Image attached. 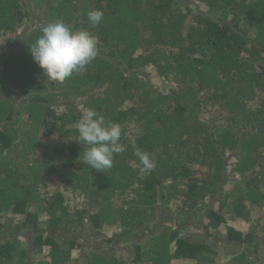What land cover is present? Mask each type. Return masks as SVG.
I'll list each match as a JSON object with an SVG mask.
<instances>
[{
    "label": "trees",
    "instance_id": "trees-1",
    "mask_svg": "<svg viewBox=\"0 0 264 264\" xmlns=\"http://www.w3.org/2000/svg\"><path fill=\"white\" fill-rule=\"evenodd\" d=\"M54 21L99 41L63 83L30 54ZM88 109L121 127L125 151L103 172L78 139ZM137 148L154 163L143 174ZM262 209L264 0H0V264H250L262 220L247 233L227 220Z\"/></svg>",
    "mask_w": 264,
    "mask_h": 264
},
{
    "label": "clouds",
    "instance_id": "clouds-1",
    "mask_svg": "<svg viewBox=\"0 0 264 264\" xmlns=\"http://www.w3.org/2000/svg\"><path fill=\"white\" fill-rule=\"evenodd\" d=\"M87 16L92 25H98L104 19V12L90 10ZM41 32L30 54L47 82L63 83L73 74L84 71L98 56V38L87 30L73 31L63 21H54L47 23ZM76 129L78 139L88 146L84 151V162L91 169L103 172L111 168L114 155L125 151L119 142L120 125L106 122L94 109H88L81 115ZM134 154L142 165L141 174L153 169L154 163L148 153L137 148ZM251 260L256 261L255 257Z\"/></svg>",
    "mask_w": 264,
    "mask_h": 264
},
{
    "label": "rangeland",
    "instance_id": "rangeland-1",
    "mask_svg": "<svg viewBox=\"0 0 264 264\" xmlns=\"http://www.w3.org/2000/svg\"><path fill=\"white\" fill-rule=\"evenodd\" d=\"M31 24L32 25H37V26H39V25H41L40 24V22L36 19L35 20V16L33 15V18L31 19ZM151 73V72H150ZM152 82L154 83V84H159L158 83V79L155 77V75L153 76V78H152ZM162 86H163V90L164 89H166L167 88V85H169V84H166V83H162L161 84ZM166 91V90H165ZM249 105L251 106V108H254L255 106H257V105H255V102L254 101H250L249 102ZM204 112H206V113H211L210 114V116H212V117H214V118H218V119H220L219 121H222V123H224V118H225V115H224V113H222L221 111H219V110H217V109H209V110H204ZM218 121V122H219ZM220 123V122H219ZM235 162H236V158L235 157H233L232 155L230 156V157H228V166L230 167L229 168V176L231 177V179H236V180H238L239 178H240V176L236 173V172H234V165H235ZM226 189L228 190V191H232L233 190V187L232 186H230V185H228L227 187H226ZM79 196V194L78 193H75V194H71V193H69V194H67V197L68 198H70L71 199V205H73L74 203H75V201H76V197H78ZM157 216V215H156ZM159 218H157L156 217V219H155V221L153 222V224L151 225L152 226V229L153 230H155L156 228H164V226L166 225V224H161V219L160 220H158ZM250 219H251V221L250 222H246V221H242V220H235V219H230V218H228V220H227V223L230 225V227H233V228H235V229H238V230H240L241 232H243V233H247L248 231H249V229L251 228V226L253 225V223H254V220L256 221V220H262V223L261 224H264V209H262V210H259V211H256V212H253L252 211V214H251V217H250ZM20 222H21V220L18 218V219H16V222H14V224H16V225H19L20 224ZM189 230H187L188 231V233H192V232H195V229H192V228H188ZM203 228H200L199 229V231H197L198 232V234L197 235H201L203 232V230H202ZM29 231H31V230H29ZM120 230H118V229H116L115 230V233H118ZM192 231V232H191ZM196 232V233H197ZM219 232H223V233H226V230L225 229H221ZM219 232H217V233H219ZM259 233H261L262 234V236H259V238L261 239V242H260V244H261V247H260V251H259V253L258 254H255L254 255V257H255V259H256V261L257 262H255V264H264V232H262V231H260L259 230ZM59 235H60V233H58ZM108 234H110V235H112L111 234V232H109ZM146 233H144L143 232V230H141V229H138L133 235H131V236H129L130 237V239H132V238H139V237H142V239L143 238H145L146 237V235H145ZM67 238H71V236L69 235V234H64V237L62 238V240H65V239H67ZM20 240L22 241V243H23V245H22V247L23 248H25V247H27V248H30L31 250H32V247H31V243H28V245H26L27 243V241H28V238H25V237H22V238H20ZM140 241V240H139ZM105 246H107V245H105ZM124 247V245L122 244V243H119V244H112L111 246H109V248L107 249V250H114V249H122ZM224 247V246H223ZM26 249V248H25ZM33 251V250H32ZM30 253H31V251H28V255H29V259H30ZM81 252L80 251H75L74 252V256H78L79 254H80ZM219 254L221 255L220 256V260L222 261L223 260V258L222 257H224V256H228V255H230L231 253L229 252V251H226V249H223V248H221V250H220V252H219ZM219 260V261H220ZM251 262V261H250ZM82 263H85L84 261H82ZM185 264H192V263H185ZM250 264H253L252 262L250 263Z\"/></svg>",
    "mask_w": 264,
    "mask_h": 264
}]
</instances>
